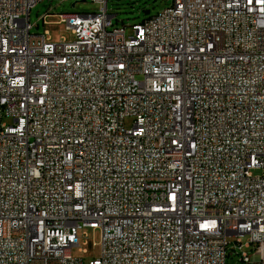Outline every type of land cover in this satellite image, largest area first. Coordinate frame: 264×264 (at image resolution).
<instances>
[{
    "label": "built area",
    "instance_id": "built-area-1",
    "mask_svg": "<svg viewBox=\"0 0 264 264\" xmlns=\"http://www.w3.org/2000/svg\"><path fill=\"white\" fill-rule=\"evenodd\" d=\"M44 1L0 0V264H83L82 228L89 264H264V0H173L131 37L90 0L57 43Z\"/></svg>",
    "mask_w": 264,
    "mask_h": 264
},
{
    "label": "rangeland",
    "instance_id": "rangeland-1",
    "mask_svg": "<svg viewBox=\"0 0 264 264\" xmlns=\"http://www.w3.org/2000/svg\"><path fill=\"white\" fill-rule=\"evenodd\" d=\"M52 0L38 3L31 11L30 21L34 25L33 34L49 33L52 43L61 40L67 42L73 40V36L66 30V24L61 22L60 15L63 14H83L93 13L99 9V4L90 0ZM173 0H108V10L110 13L117 15L114 19V25L117 27H126V36L133 35L131 27L149 17L155 16L165 8L170 7ZM49 14L43 21V17ZM45 23V24H44ZM37 26V27H36ZM140 79V77L138 76ZM11 123V121H8ZM134 124L133 118L125 121V127L131 129ZM255 176L261 174L260 171H253ZM79 247L74 248L72 255L76 259L82 260L83 264H89L98 261L101 258L100 231L90 228H82L78 232ZM248 236L242 238V242H248ZM230 241H234L231 239ZM251 262L259 261V254L252 245L243 248ZM237 260V259H236Z\"/></svg>",
    "mask_w": 264,
    "mask_h": 264
},
{
    "label": "water",
    "instance_id": "water-1",
    "mask_svg": "<svg viewBox=\"0 0 264 264\" xmlns=\"http://www.w3.org/2000/svg\"><path fill=\"white\" fill-rule=\"evenodd\" d=\"M82 2H85V0H83Z\"/></svg>",
    "mask_w": 264,
    "mask_h": 264
}]
</instances>
